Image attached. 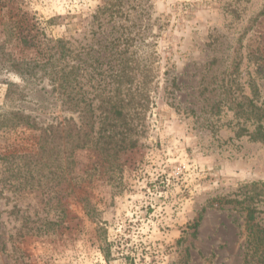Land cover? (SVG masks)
<instances>
[{
	"label": "rangeland",
	"instance_id": "rangeland-1",
	"mask_svg": "<svg viewBox=\"0 0 264 264\" xmlns=\"http://www.w3.org/2000/svg\"><path fill=\"white\" fill-rule=\"evenodd\" d=\"M62 55L81 106L130 93L141 132L22 187L39 132L1 129L0 264H264V122L238 109L264 108V0H0V115L67 116Z\"/></svg>",
	"mask_w": 264,
	"mask_h": 264
},
{
	"label": "trees",
	"instance_id": "trees-1",
	"mask_svg": "<svg viewBox=\"0 0 264 264\" xmlns=\"http://www.w3.org/2000/svg\"><path fill=\"white\" fill-rule=\"evenodd\" d=\"M58 47L64 51L65 45L62 41H59ZM64 54H66L65 51ZM65 57V55H62L59 59L62 60L60 66L51 63L49 66L53 70L50 85L60 98L64 113L67 116L54 119L45 126L37 127L33 123L34 120L29 116L0 115V130L3 128L16 129L24 125L39 132L36 152L21 156L24 159L22 167L26 173L23 175L20 166L17 168L18 174L14 177V180H17L15 182L19 186L24 187L25 185L23 186L22 182L26 184L28 179L33 180V174L37 168V184L41 182L42 176L39 172L43 170H47L49 175L52 176L56 172L59 176H63L62 169L68 170L69 166L73 164V154L76 151L94 148L100 154L106 156V153L118 154L136 147L141 132L139 122L142 120L144 111L136 108L135 105L138 103L134 96L128 93L126 100H119L115 97H106V94L101 93L95 97L98 99L96 108L91 104L81 106L74 93L75 67L65 62ZM11 88H13V85L8 86L6 96H9ZM238 109L243 115L250 114L258 124L264 122V108L257 106L253 101H247L246 109L241 107H238ZM75 114L79 115L77 120L74 117ZM257 131H261L260 126L257 127ZM260 135L264 137V132H260ZM8 158H10V155H0V162H4ZM9 180L10 178L7 179V182H4L11 187L12 184ZM247 222V231L252 237V241H258L264 247V230L259 231L251 223V213L247 216ZM102 251L106 256V247ZM261 254H264V251ZM258 259L263 262L264 255H258Z\"/></svg>",
	"mask_w": 264,
	"mask_h": 264
}]
</instances>
